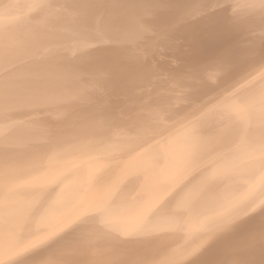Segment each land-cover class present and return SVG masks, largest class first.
Instances as JSON below:
<instances>
[{
	"label": "bare ground",
	"instance_id": "1",
	"mask_svg": "<svg viewBox=\"0 0 264 264\" xmlns=\"http://www.w3.org/2000/svg\"><path fill=\"white\" fill-rule=\"evenodd\" d=\"M0 264H264V0H0Z\"/></svg>",
	"mask_w": 264,
	"mask_h": 264
}]
</instances>
